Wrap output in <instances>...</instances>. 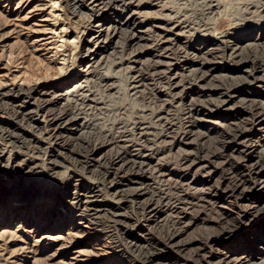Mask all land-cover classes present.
Wrapping results in <instances>:
<instances>
[{
    "label": "rangeland",
    "instance_id": "rangeland-1",
    "mask_svg": "<svg viewBox=\"0 0 264 264\" xmlns=\"http://www.w3.org/2000/svg\"><path fill=\"white\" fill-rule=\"evenodd\" d=\"M92 1L0 0V264H201L241 246L264 264V126L241 101L264 118V82L219 115L190 108L246 77L228 46L264 64V0Z\"/></svg>",
    "mask_w": 264,
    "mask_h": 264
},
{
    "label": "bare ground",
    "instance_id": "bare-ground-1",
    "mask_svg": "<svg viewBox=\"0 0 264 264\" xmlns=\"http://www.w3.org/2000/svg\"><path fill=\"white\" fill-rule=\"evenodd\" d=\"M100 2V0H93L92 1V5H91V8H92V11H96V9H97V7L99 6V3ZM95 3L97 4V5H95ZM215 4V3H214ZM255 6V5H254ZM245 9H247V8H245ZM249 9H251V8H249ZM91 10V9H90ZM206 12V11H205ZM91 14V13H90ZM255 14V13H254ZM244 16V15H243ZM252 16V15H251ZM172 19V18H171ZM103 21V20H102ZM197 21V20H196ZM239 22V21H238ZM178 25V24H177ZM100 26H102V24L101 25H99V27ZM241 26V25H240ZM98 28V27H97ZM139 32V31H138ZM209 32V31H208ZM142 33V32H141ZM143 34V33H142ZM208 37V36H207ZM206 37V38H207ZM228 37V36H227ZM226 37V38H227ZM231 37V36H230ZM140 38V37H139ZM143 38V37H142ZM209 38H211V37H209ZM212 38H215V36L214 37H212ZM225 38V37H224ZM182 39V38H181ZM228 39V38H227ZM212 40V39H211ZM220 40V39H219ZM218 40V41H219ZM63 41V40H62ZM171 41V40H170ZM215 41V40H214ZM100 43V42H99ZM217 43V42H216ZM221 43V42H220ZM255 45V44H254ZM222 46V45H221ZM235 46V45H234ZM211 47V46H210ZM214 47V46H213ZM226 47H227V45H226ZM254 47V46H253ZM256 47H258V46H256ZM223 48H225V46L223 47ZM242 48V47H241ZM204 49V48H203ZM198 50H200V49H198ZM210 50V49H209ZM99 51V50H98ZM206 51H208V50H206ZM220 51V50H219ZM223 51H225V49L223 50ZM210 53V52H209ZM212 53H213V51H212ZM242 51L238 48V46L237 47H231L230 48V46H228L227 47V50L225 51V52H223L222 54H218V56L220 57V59L221 60H226L228 63L229 62H231V63H234L235 65H237L236 66V70H243V69H245V68H247V69H245V70H243V71H245L244 73H246V77L242 80H237L238 78H232L231 76V78L230 79H232L233 81L229 84V85H223V88H222V91H224V92H220L219 93V91H220V87L219 88H214V89H212V87H210V89L211 90H208L207 91V89L208 88H203L202 89V87H201V89H202V91H201V93H202V100H199L198 102L199 103H201V104H198V105H196L197 103H190V108L192 109V105H194L195 104V106H193V107H200V108H203V109H205V110H203V111H208L209 112V110H211V111H214V110H216L217 108H218V111H217V114L219 115V110H226V106L230 103V102H232L233 101V98L235 97L234 95H232V92L230 93V89L231 88H248V87H250V86H261L262 85V83L264 82V64H261V63H255V62H252V61H250V62H246V61H244L243 59H241L240 57L242 56ZM175 54V53H174ZM204 55V54H203ZM210 55V54H209ZM208 56V55H207ZM94 57V56H93ZM204 58V57H203ZM95 61V60H94ZM188 61V60H187ZM157 62V61H156ZM247 63H248V65H249V67H246L247 66ZM191 65V64H190ZM203 65V64H202ZM193 68V67H192ZM191 68V69H192ZM213 70V69H212ZM212 70H209V71H203L202 73L200 72L199 73V71L200 70H193V71H188V75L186 76L187 77V79L189 80V82L192 84V83H196L197 84V81L198 82H201V81H203L204 80V78H206V77H208L211 73H212ZM233 70V69H232ZM158 72V71H157ZM229 72V74H231L232 72L231 71H228ZM257 73H262V75H259V74H257ZM160 75V74H159ZM253 76V77H252ZM262 76V77H261ZM236 77V76H235ZM249 77H250V81H249ZM167 78V77H166ZM224 78H226V76L224 75ZM174 80V79H173ZM226 81V80H225ZM248 81V82H247ZM247 85H249V86H247ZM190 86V85H189ZM189 86H187V87H189ZM192 86V85H191ZM221 86V85H220ZM241 86H243V87H241ZM174 87H176V86H174ZM214 87V86H213ZM222 87V86H221ZM224 88H226V91L224 90ZM183 89V88H182ZM193 89V88H192ZM80 91V90H79ZM189 91V90H188ZM209 91H211V92H209ZM217 91V95H216V98H212V99H209V97H211L212 96V94L211 93H215ZM235 91V90H234ZM179 93V92H178ZM190 93H192V92H190ZM236 94V93H235ZM180 95V94H179ZM200 98V97H199ZM204 98V99H203ZM221 98V99H220ZM179 99V98H178ZM220 99V100H219ZM69 100V99H68ZM170 100V99H169ZM76 101V100H75ZM171 101V100H170ZM192 101V100H191ZM242 101V104H243V107H246V108H248V109H250V110H252L250 113H252L253 111H254V114H253V117H254V120H255V122H254V125L256 124V126L257 127H259V126H264V118H262L263 117V115L261 114L262 113V107H261V105H259V104H251V102L250 103H246L244 100H241ZM77 102V101H76ZM175 102V101H174ZM99 107V106H98ZM216 108V109H215ZM77 109V108H76ZM189 110L190 112L189 113H191L193 110ZM207 109H209V110H207ZM214 109V110H213ZM25 110V109H24ZM84 110V109H83ZM188 111V110H187ZM207 112V113H208ZM201 114V113H200ZM167 115V114H166ZM204 115H206V114H204ZM203 115V116H204ZM191 117V116H190ZM83 118V117H82ZM194 118V117H193ZM77 119V118H76ZM196 119H197V117H196ZM206 119V118H205ZM217 119L219 120V116H217ZM61 120V119H60ZM247 120V119H246ZM251 120V119H250ZM75 121L76 120H68V121H66L63 125L64 126H66L67 125V127H71L73 124H75ZM200 121V120H199ZM203 121V120H202ZM206 121V120H205ZM211 121V120H210ZM44 122V121H43ZM184 122V121H183ZM201 122V121H200ZM57 123L58 124H60V122H58V121H54L52 124H51V126H53L54 128H53V132H55L56 133V131L58 130V128H57ZM211 123V122H210ZM252 123V122H251ZM250 123V124H251ZM47 124V123H46ZM185 124V123H184ZM199 124V123H198ZM213 124V123H212ZM208 125V124H207ZM35 126V125H34ZM249 126V125H248ZM38 126H37V123H36V128H37ZM35 128V127H34ZM210 128V127H209ZM212 128V127H211ZM231 128V127H230ZM64 129H65V127H64ZM260 129H263V128H260ZM2 130V129H1ZM232 130V129H231ZM4 131V130H3ZM52 131V130H51ZM50 132V131H49ZM207 132V131H206ZM230 132V131H229ZM1 133V132H0ZM55 133H53V134H51L52 136H55ZM224 135V134H223ZM222 135V136H223ZM242 135V134H241ZM241 135H237L236 136V141H238V143H240L241 145H243L242 143H241V141H242V139H244L245 137L244 136H241ZM10 136V135H9ZM218 136V135H217ZM232 136V135H231ZM64 137V136H63ZM1 138V137H0ZM52 138V137H51ZM56 138H58V137H55V139ZM133 138V137H132ZM182 138V137H181ZM223 138V137H222ZM111 139V138H110ZM9 142V141H8ZM231 142V141H230ZM7 143V142H6ZM182 143V142H181ZM226 143V142H225ZM235 143V142H234ZM244 143V142H243ZM2 144V143H1ZM3 144H5V143H3ZM8 144H11V143H8ZM228 144V143H227ZM186 145V144H185ZM5 146V145H4ZM240 146V145H239ZM123 148V147H122ZM4 149V148H3ZM120 152V151H119ZM242 153V152H241ZM4 155V154H3ZM251 155V152H248L247 154H245V158L244 159H246L247 160V162H249L250 161V159H252V157L250 156ZM117 156V155H116ZM2 158V157H1ZM10 158V157H9ZM184 158V157H183ZM102 159V158H101ZM118 159V158H117ZM32 160V159H31ZM205 160V159H204ZM241 160V159H240ZM4 161V160H3ZM10 161V160H9ZM43 161H44V159H43ZM120 161V160H119ZM243 161V160H242ZM241 162V161H240ZM193 163V162H192ZM190 164V163H189ZM91 165V164H90ZM89 165V166H90ZM84 166V165H83ZM88 166V167H89ZM92 166V165H91ZM187 167V166H186ZM201 167V166H200ZM83 168H86V167H83ZM241 168V167H240ZM87 169V168H86ZM249 169V168H248ZM250 169H251V167H250ZM252 169H253V167H252ZM184 170V169H183ZM186 171V170H185ZM197 172V171H196ZM163 173V172H162ZM256 177H259V173L257 174V176ZM73 178V177H72ZM259 178H261V177H259ZM104 179V178H103ZM183 179V178H182ZM76 182V181H75ZM113 182V181H112ZM257 182H259L258 183V185H262V183L263 182H261L260 183V181H258L257 180ZM243 183V182H242ZM247 184V183H246ZM182 185V184H181ZM102 186V185H101ZM114 186V185H113ZM140 186V185H139ZM96 187V186H95ZM190 187V186H189ZM264 188V186H261L260 188ZM92 188V187H91ZM91 188H88V189H90L91 190ZM104 188V187H103ZM103 188H101L102 190H104ZM191 188V187H190ZM253 188V187H252ZM98 189V188H97ZM100 189V188H99ZM98 189V190H99ZM110 189V188H109ZM141 189V188H140ZM89 190V191H90ZM94 190V189H93ZM102 190H99V193H100V191H102ZM91 192H92V190H91ZM94 192V191H93ZM97 192V191H96ZM77 193V192H76ZM95 193V192H94ZM103 193V192H102ZM101 193V194H102ZM108 193V192H107ZM115 193V192H114ZM138 193V192H137ZM73 194V193H72ZM75 194V193H74ZM89 194V193H88ZM101 194H100V196H101ZM104 194V193H103ZM145 193L144 192H139L137 195H135V197H134V199L135 200H139L141 197H143V195H144ZM94 195V194H93ZM91 196V197H94V196ZM115 195V198L119 195V193L117 192L116 194H114ZM72 196H74V195H72ZM81 196V195H80ZM84 197H88L89 195H83ZM96 196V195H95ZM98 197V196H97ZM210 197V196H209ZM213 197H214V199H218L219 198V189L215 192V194L213 195ZM75 199H76V197H74ZM73 198V199H74ZM90 198V197H89ZM88 199V198H87ZM84 200V199H83ZM115 200V199H114ZM122 200V199H121ZM88 201V200H87ZM150 201V200H149ZM85 202V201H84ZM89 202H91V201H89ZM96 202V201H95ZM100 202V201H99ZM152 202V201H151ZM71 203V202H70ZM73 203V202H72ZM86 203V202H85ZM139 204H141V202H138ZM76 204V203H75ZM84 204V203H83ZM88 205L90 204V203H87ZM87 204H86V206H87ZM92 204V203H91ZM120 203H118V205H119ZM214 204V203H213ZM216 204V203H215ZM70 205H73V204H70ZM78 205V204H77ZM80 205V204H79ZM112 205V204H111ZM144 205V204H143ZM150 205V204H149ZM85 206V205H84ZM83 207V206H82ZM99 207V206H98ZM109 207V206H108ZM110 207H112V206H110ZM115 207V206H114ZM138 207V206H137ZM222 207V206H221ZM248 207H249V209L251 210V209H253L254 207H250V205H248ZM75 208V207H74ZM104 208V207H103ZM116 208V207H115ZM141 208V207H140ZM143 208V207H142ZM216 208V207H215ZM219 208V207H218ZM247 208V207H246ZM78 209V208H77ZM84 209V208H83ZM138 209H139V207H138ZM156 209V208H155ZM249 209H247V210H245L244 211V214L243 215H240V216H236V217H234V219H233V225H235V224H239L240 222H246L247 221V223H251V220H249V217H250V210ZM88 210V209H87ZM91 210H93L92 208H91ZM101 210H102V208H101ZM111 210H113L112 208L111 209H105V210H103V211H101L100 213H103V216L104 215H106V216H108L109 214H110V212L109 211H111ZM115 210V209H114ZM119 210V209H118ZM165 210V209H164ZM90 211V210H89ZM98 211H100V210H98ZM143 211V210H142ZM155 211L156 210H154V209H150L149 210V212H150V214H157V215H160V211H158V212H156L155 213ZM93 212H95V211H93ZM234 212V211H233ZM78 213H79V211H78ZM81 213V212H80ZM96 213V212H95ZM112 213V212H111ZM145 213V212H144ZM186 213V212H185ZM86 214V213H85ZM98 214V213H97ZM116 214V213H115ZM221 214V213H220ZM89 215H91V214H89ZM113 215V214H112ZM119 215V214H118ZM142 215V214H141ZM96 216V215H95ZM101 216V215H100ZM111 216V215H110ZM114 216V215H113ZM117 216V215H116ZM146 216V215H145ZM92 217H93V215H92ZM98 217V216H97ZM115 217V216H114ZM119 217V216H118ZM118 217H115V218H118ZM143 217V216H142ZM155 216H153V218H154ZM96 218V217H95ZM94 218V219H95ZM99 218V217H98ZM236 218V219H235ZM97 219V218H96ZM104 219V218H103ZM144 219V218H143ZM146 220V219H145ZM101 221V220H100ZM160 221H162V220H160ZM176 221V220H175ZM216 221V220H215ZM149 222V221H148ZM141 223H142V221H141ZM145 223V222H144ZM219 223V222H218ZM144 225V224H143ZM251 225H253V224H251ZM173 227V226H172ZM249 227H251V226H249ZM177 229H179L178 227H177ZM258 230V229H257ZM140 233V232H139ZM183 233V231H175V232H172V233H170L169 234V238H170V248H174V249H176V250H179V251H182V250H185L186 248H185V246L186 245H184V244H182V243H180L178 240H179V238H180V236H181V234ZM49 236H53V235H49ZM258 235H256V236H254L253 238H251V239H253L252 240V243H253V245L254 244H256L257 242H259L260 241V238H258L257 237ZM168 238V237H167ZM249 241V240H248ZM131 242V241H130ZM240 243V242H239ZM131 244H133V243H131ZM148 245V244H147ZM238 245H243V243H241V244H238ZM237 245V246H238ZM252 245V244H251ZM136 246V245H135ZM142 246H143V244H142ZM141 246V247H142ZM146 246V245H145ZM150 246V245H149ZM239 247V246H238ZM145 248V247H144ZM143 248V249H144ZM142 249V250H143ZM242 249H245V250H242ZM147 250V249H146ZM178 253V252H177ZM180 253V252H179ZM195 255L197 254V252H195L194 253ZM259 253H252V251L249 249V248H243L242 246H241V251H237V249H233V251L231 252V251H229V250H227L225 253H222V254H219L218 256H215L214 254H209V253H205V254H203L202 256H200L199 257V260H200V263L201 264H252V261L251 260H249V258H254V257H256V255H258ZM148 255V254H147ZM152 256V255H151ZM153 256H154V254H153ZM144 257V256H143ZM143 259V258H142ZM144 260H145V258H144ZM143 260V261H144ZM150 260V259H149ZM145 262V261H144ZM143 262V263H144ZM262 262V261H261ZM149 263V262H148ZM147 264V263H146ZM154 264V263H153ZM156 264V263H155ZM260 264H263V262L262 263H260Z\"/></svg>",
    "mask_w": 264,
    "mask_h": 264
}]
</instances>
